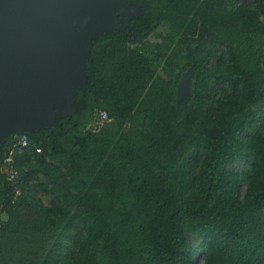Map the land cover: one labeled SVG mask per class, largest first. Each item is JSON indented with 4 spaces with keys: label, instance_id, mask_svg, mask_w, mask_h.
Wrapping results in <instances>:
<instances>
[{
    "label": "trees",
    "instance_id": "trees-1",
    "mask_svg": "<svg viewBox=\"0 0 264 264\" xmlns=\"http://www.w3.org/2000/svg\"><path fill=\"white\" fill-rule=\"evenodd\" d=\"M131 1L130 31L94 37L76 109L25 131L15 202L14 135L0 146V264H264V0Z\"/></svg>",
    "mask_w": 264,
    "mask_h": 264
},
{
    "label": "water",
    "instance_id": "water-1",
    "mask_svg": "<svg viewBox=\"0 0 264 264\" xmlns=\"http://www.w3.org/2000/svg\"><path fill=\"white\" fill-rule=\"evenodd\" d=\"M125 8L118 0H0V146L18 131L44 129L67 108L73 85L88 77L94 37L119 28ZM190 79L191 69L179 101Z\"/></svg>",
    "mask_w": 264,
    "mask_h": 264
},
{
    "label": "built area",
    "instance_id": "built-area-1",
    "mask_svg": "<svg viewBox=\"0 0 264 264\" xmlns=\"http://www.w3.org/2000/svg\"><path fill=\"white\" fill-rule=\"evenodd\" d=\"M109 119V113L106 110H102L95 117L92 124L95 130L99 129L105 121ZM14 141H12L5 152V157L2 163V172L6 175L9 187V196L12 201L15 202L22 194V170L16 164V155L32 151L33 142L30 136L25 131H18L13 134ZM39 152L42 150L40 146L36 147Z\"/></svg>",
    "mask_w": 264,
    "mask_h": 264
},
{
    "label": "rangeland",
    "instance_id": "rangeland-1",
    "mask_svg": "<svg viewBox=\"0 0 264 264\" xmlns=\"http://www.w3.org/2000/svg\"><path fill=\"white\" fill-rule=\"evenodd\" d=\"M118 1H120L121 4H123L126 7L125 8L126 11L122 14H119L118 23L116 26H118L120 29H127L128 31H130L133 28V24L136 22V18L141 14L143 7L141 5H138L132 2L131 0H118ZM251 1L252 0H247V2H251ZM149 39L151 40L150 42H155L156 36L152 35L149 37ZM224 51H225V47L221 46L219 53L222 54L224 53ZM79 86L80 84L73 85L72 88H75L76 91L71 93L67 108H64L63 110H61L55 115V117L53 118L52 124H54L62 115H66L69 111H73L76 109L77 105L75 103V96H76ZM52 124L48 123L43 127L46 128V127L51 126ZM243 166H244V162L242 159H240L235 164L234 167L240 170L241 168H243ZM39 177H42V175L40 174ZM36 195H37L38 200L44 204H50L52 202V195L50 193H46L44 191H40V192L38 191ZM190 240L193 244H199L201 239L198 235H190ZM202 255L203 254L198 255V257L196 258V264H203Z\"/></svg>",
    "mask_w": 264,
    "mask_h": 264
}]
</instances>
